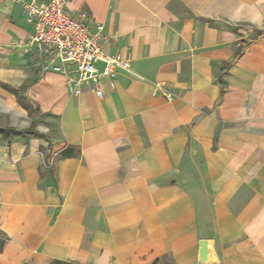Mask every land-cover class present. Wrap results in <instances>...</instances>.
I'll return each instance as SVG.
<instances>
[{
    "label": "crops",
    "instance_id": "1",
    "mask_svg": "<svg viewBox=\"0 0 264 264\" xmlns=\"http://www.w3.org/2000/svg\"><path fill=\"white\" fill-rule=\"evenodd\" d=\"M30 1L0 0V264H264V0H68L130 63L102 97L41 69Z\"/></svg>",
    "mask_w": 264,
    "mask_h": 264
},
{
    "label": "built area",
    "instance_id": "2",
    "mask_svg": "<svg viewBox=\"0 0 264 264\" xmlns=\"http://www.w3.org/2000/svg\"><path fill=\"white\" fill-rule=\"evenodd\" d=\"M67 2L32 0L26 4L29 21L33 23L29 46L41 59L42 70L51 68L64 76L71 94L79 95L81 87L89 83L94 85L96 95L102 97L97 83L105 80L113 87L116 69H128L130 63L104 47L106 40L115 35L103 33V24L92 19L87 9L69 13ZM152 89L158 91L159 85ZM165 97L171 98L172 94L166 92Z\"/></svg>",
    "mask_w": 264,
    "mask_h": 264
},
{
    "label": "trees",
    "instance_id": "3",
    "mask_svg": "<svg viewBox=\"0 0 264 264\" xmlns=\"http://www.w3.org/2000/svg\"><path fill=\"white\" fill-rule=\"evenodd\" d=\"M262 35V32H258L256 34H251L250 38H254V37H260ZM248 41H241L240 42V45L238 46L237 50H236V53H235V56L244 48L248 45ZM230 63H226L225 66H223L222 71H224L228 66H229ZM223 84V82L221 81V78L219 80V87H221ZM24 86L21 85V87L17 88V89H13V88H10L9 91L14 94L16 96V99H17V102L19 103V105L23 108H25L26 110H28L29 112V115L30 116H34V111L32 110L31 106L29 104L26 103V98L23 94H21L22 90H23ZM222 89V87H221ZM39 151H41V156H42V163L43 165L46 167L47 169V173L50 177L53 178V175H54V165L53 163L49 162L50 159L53 161L54 159L55 160H58V159H62V158H67L68 156H76L79 154V149L78 148H75L74 146L72 145H67L65 146L62 151H60L56 156H54L53 158L51 157V155L49 153H47V150H45V148L43 147H40L39 148ZM3 244V240H0V248ZM48 264H77L75 262H68V261H65V260H60V259H54L52 261H50Z\"/></svg>",
    "mask_w": 264,
    "mask_h": 264
},
{
    "label": "water",
    "instance_id": "4",
    "mask_svg": "<svg viewBox=\"0 0 264 264\" xmlns=\"http://www.w3.org/2000/svg\"><path fill=\"white\" fill-rule=\"evenodd\" d=\"M208 244V240L206 239H200L199 240V246H200V250H199V260H201L202 262L205 261L206 256L208 254V252L210 251Z\"/></svg>",
    "mask_w": 264,
    "mask_h": 264
},
{
    "label": "rangeland",
    "instance_id": "5",
    "mask_svg": "<svg viewBox=\"0 0 264 264\" xmlns=\"http://www.w3.org/2000/svg\"><path fill=\"white\" fill-rule=\"evenodd\" d=\"M1 88H3L5 91H7V90H9L11 88V86L2 84ZM3 114H5V115H0V122H3V121L8 122V120H10L11 115L7 114V113H3ZM0 132H1V127H0ZM2 135H4V134H2ZM2 239H3V236H2V234H0V240H2Z\"/></svg>",
    "mask_w": 264,
    "mask_h": 264
}]
</instances>
